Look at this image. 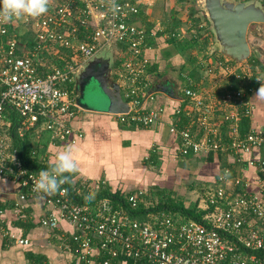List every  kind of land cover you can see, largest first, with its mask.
I'll return each mask as SVG.
<instances>
[{"label":"built area","instance_id":"2783aa9c","mask_svg":"<svg viewBox=\"0 0 264 264\" xmlns=\"http://www.w3.org/2000/svg\"><path fill=\"white\" fill-rule=\"evenodd\" d=\"M47 11L32 20L28 16L0 24V177L21 182L32 195L43 196L55 207L41 223L57 228L62 219L75 227L74 251L84 259L101 257V264H264V126L241 134L243 117L253 116L254 89L229 82L234 76L247 80L243 64L224 61L226 85L213 93L202 88L184 90L188 101L183 110L194 121L185 128L176 122L170 130L180 136L184 152L232 153L239 164L256 167L258 188L248 190L249 181L239 169L224 167L217 182L202 189L198 208L210 212L202 220L178 223L170 214L151 215L152 221H139L124 212L111 198L93 205L75 202L66 187L54 194L35 187L38 170L26 166L14 146L8 107L18 116L15 127L20 138L41 139L50 134L54 140L76 143L70 121L81 110L75 88L76 75L85 63L105 51L121 50L126 56L116 81L121 95L130 105L128 112L111 114L123 124L149 127L157 124L163 108L146 111L150 59L149 31L135 17L140 5L131 0H53ZM19 21L24 33L20 37ZM31 30V31H29ZM126 52L123 53V47ZM75 48L72 61L57 65L51 56L65 60L62 49ZM243 65V66H242ZM257 73L258 66L255 67ZM152 97V96H151ZM78 135V134H77ZM79 136H82L81 134ZM258 152V156H251ZM38 154L33 147L31 156ZM104 180L83 179L78 193H93ZM143 190L126 194L131 209L144 202ZM4 211L0 208V226ZM9 235H11L9 233ZM28 244V239H20Z\"/></svg>","mask_w":264,"mask_h":264},{"label":"crops","instance_id":"0c3cea01","mask_svg":"<svg viewBox=\"0 0 264 264\" xmlns=\"http://www.w3.org/2000/svg\"><path fill=\"white\" fill-rule=\"evenodd\" d=\"M131 1L140 5V13L135 17L137 24L143 25L150 34L145 54L150 59L148 94L152 97L144 100L143 108L146 111L163 108V115L157 124L149 127L123 124L116 116L98 108L91 110L80 102L81 110L70 121L76 131V143L82 147V167L73 170V182L79 185L83 179L104 180L112 190L124 194L143 190L145 198L160 189L173 190L188 207L190 202L187 204L184 193L194 197L202 193L203 187L213 186L222 169L228 166L239 169L250 183L248 190L255 191L259 177L256 167L246 162L239 164L232 153L184 152L180 136L170 130L177 122L176 111L187 108L186 88H202L206 93H213L226 85L223 66L227 59L220 51L212 52L214 35L211 37L207 31L204 35L201 33L205 27L201 20L200 25L194 26L200 15L197 9H189L190 0ZM25 16L32 20L39 15ZM18 28L23 29L21 21ZM252 49L261 62L258 69L262 74L260 83L264 84V50ZM117 51L120 53L122 49ZM96 56H104V52ZM113 78L116 81L114 74ZM257 91L255 88L251 98L252 128L264 126V96L256 95ZM194 117V121L188 117L189 126L195 122L193 127L198 131V116ZM16 119L18 122L17 115ZM30 140L33 147L37 148L38 143L46 147L45 155L51 163H55L58 153L73 144L58 139L53 142L54 138L47 133L41 139ZM258 154L255 152L246 158ZM0 208L4 211L0 226V264H101L100 256L87 260L74 251L75 227L67 220L62 219L57 228L41 223L44 217L58 211L43 196L32 195L20 181L0 177ZM25 238L29 243L21 244L19 240Z\"/></svg>","mask_w":264,"mask_h":264},{"label":"trees","instance_id":"16d2710c","mask_svg":"<svg viewBox=\"0 0 264 264\" xmlns=\"http://www.w3.org/2000/svg\"><path fill=\"white\" fill-rule=\"evenodd\" d=\"M251 1V0H249ZM264 3V0H262ZM197 13L200 15L199 19H204L206 21L207 25H210L209 20L206 17V14L203 10L197 9ZM193 14L191 15V17ZM31 31V30H29ZM195 33V32H194ZM207 33L213 37V32L211 29H207ZM32 37V32H26L24 34H21L20 37ZM253 36V39L252 37ZM248 39L250 42L251 47H254V49L258 48L260 50H264V34L256 33L252 34L250 31L248 33ZM252 39V40H251ZM123 48V52H126V49ZM76 53L75 48L71 49H62L60 52V55L65 57V60H61L58 57L51 56V60L57 64V65H65L66 62L72 61L74 55ZM126 56H128V53L125 56H120L114 64V70H119L122 63L124 62ZM261 63V62H260ZM258 61V58H256L255 55L251 56L249 60H247L243 65L245 66V72L247 74L248 79L247 80H238L236 77L232 76L230 81L235 88H239L244 86L247 90L248 89H255L259 88L260 82L262 81V74L257 73L255 70L256 66H260ZM242 65V66H243ZM115 79L118 78V75L114 74ZM9 115L8 119L11 121V132L13 134V143L14 146L19 149V155L24 161V164L26 166H29L33 168L34 170H41V169H47L50 168L52 164L50 160L45 155L46 153V147H41V145L38 143L37 151L38 154L33 157L31 156V152L33 150V143L30 140L29 136H25L24 138L18 137L16 134V125H17V119L16 114L12 110V108L8 107L7 109ZM196 118V117H195ZM177 123L180 125V127L185 128L189 126V118L186 116V111L183 110L180 115L177 117ZM195 124V123H194ZM251 118L243 117L241 119L240 123V132L241 134H246L250 131L251 127ZM211 158V157H210ZM66 175L69 176V179L66 180L61 186L66 187L69 191L70 197L77 203H80L85 206L93 205L98 200L109 197L111 198L117 205L123 207L124 212L127 214H130L133 218L138 219L139 221H152L151 215H157L161 214L162 212H166L170 214L174 219L178 220L177 222L180 223L182 221H188V220H202V216L208 212H210L212 209L204 210L198 208L199 200H196L195 203H192L190 206L186 207L183 200H181L175 191L168 190V189H160L158 191H154L151 193V195L147 196L144 200V202H140L137 208L131 209L130 206L127 204L126 194L122 193L119 190H112L111 187L108 185L101 186L97 190H95L94 196L90 197L89 194L86 193H78V185H76L73 182V178L75 177V173L73 170L66 173ZM97 257V256H96ZM128 264H133L131 260L128 261Z\"/></svg>","mask_w":264,"mask_h":264},{"label":"water","instance_id":"95a60500","mask_svg":"<svg viewBox=\"0 0 264 264\" xmlns=\"http://www.w3.org/2000/svg\"><path fill=\"white\" fill-rule=\"evenodd\" d=\"M202 8L210 22L214 35L212 52L220 51L229 61L241 65L249 60L252 47L248 39L251 24L264 23V3L259 0L234 2L233 0H203ZM106 60L109 72L100 74L93 67ZM112 55L95 56L89 59L76 75V92L78 102H85L87 93L93 85H97L104 99L101 109L108 114L128 112L130 105L121 95L120 84L114 80L111 72ZM90 70V76L85 78V71Z\"/></svg>","mask_w":264,"mask_h":264},{"label":"clouds","instance_id":"9594fccd","mask_svg":"<svg viewBox=\"0 0 264 264\" xmlns=\"http://www.w3.org/2000/svg\"><path fill=\"white\" fill-rule=\"evenodd\" d=\"M48 0H0V24L11 22L25 15L37 16L48 9ZM256 95L264 96V84H261ZM79 143H73L57 154L55 163L50 168L41 169L35 187L49 194L60 190L61 185L69 179L66 173L82 167ZM90 197L94 193H89Z\"/></svg>","mask_w":264,"mask_h":264},{"label":"rangeland","instance_id":"374dc122","mask_svg":"<svg viewBox=\"0 0 264 264\" xmlns=\"http://www.w3.org/2000/svg\"><path fill=\"white\" fill-rule=\"evenodd\" d=\"M234 2H236V3H238V2H241V1H244V2H246V3H249L250 1L249 0H233ZM259 1H262V0H259ZM49 2H51V3H53V0H49ZM189 9H191V10H194V9H201V10H203V8H202V5H203V0H190L189 2ZM262 3H263V1H262ZM199 7V8H198ZM204 11V10H203ZM189 13L191 14V11L189 10ZM34 18H36V17H34ZM195 20V19H194ZM200 20L201 19H199V18H197V21H199L197 24H194V26H196V25H200ZM196 21V20H195ZM204 24H205V27L202 29V31H201V33H203V35H204V33H206V31H207V29H211V25H207L206 24V21L204 20V19H202L201 20ZM210 23V22H209ZM18 29H21V30H18L20 33H22L23 34V29L22 28H18ZM249 31L254 35V34H256V33H261V34H264V23H253V24H251V26H250V29H249ZM252 37V39H253V36H251ZM251 39V40H252ZM252 48H254V47H252ZM114 49H117V48H115V46H114ZM107 54H110V55H112V67L114 68V64H115V61L118 59V58H120V56H121V54L120 53H118V51L117 50H112V51H109V52H104V55H107ZM101 55V54H100ZM253 55H258L256 52H253V49H252V54H251V56H253ZM245 65V64H244ZM115 71V70H114ZM261 86V84L259 85V87ZM92 89L90 90V92L89 93H87V96H86V99H85V102L84 103H82V104H85V105H87L89 108H91V110L92 109H96V108H98V109H102L103 108V106H104V99H103V97H102V95H101V92H100V89H99V87L96 85H93L92 87H91ZM259 89V88H258ZM218 91V90H217ZM216 91V92H217ZM220 92V91H219ZM185 189V188H184ZM183 188H182V192H183V190H184ZM202 191V190H201ZM184 193V192H183ZM177 194V193H176ZM184 195H185V197H186V200L188 201V203L187 204H189V202H190V204L188 205V206H190L192 203H195V201L196 200H199V198H200V196H202L201 195V193H196L195 194V197L194 196H192V195H189V196H187L186 195V192L184 193Z\"/></svg>","mask_w":264,"mask_h":264},{"label":"flooded vegetation","instance_id":"af4514ba","mask_svg":"<svg viewBox=\"0 0 264 264\" xmlns=\"http://www.w3.org/2000/svg\"><path fill=\"white\" fill-rule=\"evenodd\" d=\"M94 69H99L100 71V74H103V75H106L108 72H109V67L107 66V62L106 60H103L102 63L100 64V66H95L93 67V70ZM111 72H112V75L114 74L113 73V67H111ZM91 74H90V70H86L85 71V78L89 77Z\"/></svg>","mask_w":264,"mask_h":264}]
</instances>
